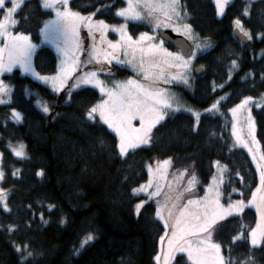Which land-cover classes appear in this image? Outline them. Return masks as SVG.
<instances>
[{
  "label": "trees",
  "instance_id": "obj_1",
  "mask_svg": "<svg viewBox=\"0 0 264 264\" xmlns=\"http://www.w3.org/2000/svg\"><path fill=\"white\" fill-rule=\"evenodd\" d=\"M182 3L194 32L201 39L210 40L212 46L195 60L196 67L205 70L204 75L194 76L188 89H174L181 102L195 110H205L220 100L219 113L201 114L195 131L192 113L170 112L152 131L149 146L131 150L121 158L116 154V135L101 123L84 119L86 110L101 101L97 91H72L66 87L54 94L19 70L3 76L13 89L10 104H0V152L5 172L1 187L8 190L11 212L0 208V226L17 225L18 230L6 232L0 227V264H18L13 242L29 244L34 253L33 264H156L164 226L155 217V204L148 202L147 197H136L131 190L147 182V165L157 160L171 158L174 169L193 171L202 187L210 182L215 173L214 163L219 161L227 165L223 199H251L258 186L257 172L248 153L234 147L229 110L244 97L264 95V0L251 3L247 17L242 12L248 2L233 0L221 18L213 0ZM103 4L111 7L103 8L93 19L120 24L115 12L124 7L123 0L70 2L74 11L85 16ZM3 14L0 11V20ZM14 17L18 21L16 32L28 35L40 47L34 57L36 71L45 76L56 74L58 60L54 51L41 45V29L53 18V12L43 8L40 0H25ZM236 18L253 33V40L247 45L234 37ZM148 28L143 23L128 24L134 37ZM232 60L239 67L229 80ZM125 73L135 74L129 70ZM37 99L49 106V113L37 107ZM12 109L21 113L19 122L10 119ZM254 116L264 153V106L254 111ZM21 143L23 159L9 149V145ZM15 169H19L18 176L11 175ZM41 171L43 175H37ZM141 200L147 202L137 216L135 205ZM49 204L56 206L51 212L47 210ZM41 212L47 223L41 220ZM223 223L225 226L214 234V239L231 248L232 258L247 260L251 256L250 264H264L262 247H252L243 239L229 244L239 231L247 234L255 227L256 213L246 209ZM88 233L95 239L79 255H73V248ZM224 255L227 259L226 250ZM185 264H189L186 258Z\"/></svg>",
  "mask_w": 264,
  "mask_h": 264
},
{
  "label": "snow or ice",
  "instance_id": "obj_2",
  "mask_svg": "<svg viewBox=\"0 0 264 264\" xmlns=\"http://www.w3.org/2000/svg\"><path fill=\"white\" fill-rule=\"evenodd\" d=\"M123 2L126 6L118 8L115 15L123 18L125 23L109 25L103 19L94 20L93 18L103 8L111 7V5L103 4L96 11L85 16L74 11L69 0H42V7L54 11L55 19L46 22L41 33L45 41L54 43L64 57L57 75L47 77L39 76L32 68L31 60L36 45L31 43L30 37L23 33L14 34L10 31L18 23L14 19V14L21 7L23 0H0V11L4 13L3 19L0 20V38H3L4 41L3 47H0V74L11 72L15 65H19L25 72H32L45 83L50 82L53 90L59 92L73 73L77 72L81 63L95 61L96 64H111L113 60H117L118 63L126 62L132 65L133 69L137 70L138 74L147 82L141 83L129 78L124 82H114L112 88H106L104 82L98 78L97 71H88L82 73L71 86L78 88L82 84H92L99 88L106 97L87 109L84 119L96 121L98 116L103 124L115 132L118 137V143L115 145L116 154L121 158L125 157L129 150H135L142 145L149 146L152 143L153 129L165 121L169 112L174 113L182 110V106L175 102V97L169 94L168 89L160 87V85L173 82L188 85L192 61L196 58L197 51L203 52L211 47L206 38L201 43L200 37L194 33L192 25L186 22L189 13L182 0H123ZM6 3L11 6L6 7ZM214 3L217 15L223 16L229 0H214ZM250 3L251 0L243 9L242 15L245 17L249 15ZM128 21H147L153 34L142 32L136 39H133V36L127 31ZM81 25L87 28L88 34L93 40L88 52V60L84 62L80 60V53L83 50L79 33ZM233 25L242 37L249 41L253 40V33L244 27L240 18L234 19ZM166 28H171L186 40L192 41L193 47L182 54L183 50L170 52L164 48L163 39L154 43L156 30ZM109 30L118 33L120 39L115 42L106 40V33ZM95 32L100 34V44L95 43ZM259 36L260 34H257V38ZM100 45H106V47L102 48ZM121 50L126 57H131V59L120 61L118 53ZM238 67L237 61L232 60L228 68L229 80L231 73ZM173 69L176 71H171ZM247 75L250 76L251 73ZM10 92L11 89L0 80V97H8V99L0 98V104L10 102ZM70 94L69 92V96ZM253 102V97L247 96L230 109L234 119L238 112L247 114L246 122L250 136L254 132V121L248 106ZM219 105L220 100L217 99L204 111L213 112L218 110ZM255 106L259 108L260 104L256 103ZM40 107L44 113H49L50 108L47 104H41ZM183 110L191 112L195 117L193 126V131H195L201 113L190 108ZM10 119L19 122L22 119L21 113L12 109ZM133 120L139 121V127L133 126ZM233 135L237 136L238 141L241 139L236 131L235 123L233 124ZM253 142H255L254 136ZM244 147H248L247 142H244ZM9 148L16 157L23 158L25 156L23 144L15 147L9 145ZM248 150L250 153L253 151L252 148H248ZM2 155L0 153V162H2ZM252 158L254 161L257 159L255 155ZM260 160L264 161V156H261ZM171 163V158H168L157 161L155 168L151 164L147 165L149 179L147 183L132 188L133 195L146 193L148 200L160 197L164 182L168 181L167 169ZM215 165L217 174L212 176V183L202 197L188 198L179 207L176 202L169 204L172 197L167 194H165L163 202L159 199L156 200L155 217L164 225V235L160 237L161 253L155 256L157 264H160L161 257H163L162 264H185V256L191 264H250L251 256L247 260H234L231 256V248H225L221 242L213 239L214 234H217L225 226L224 221H227L229 217L240 215L248 205L255 206L260 217L259 222L247 234L244 231H239L237 235L232 236L229 244H235L237 240L242 239L247 240L252 247L264 244V165L257 164L259 186L252 192L251 199L247 204L243 199L235 201L229 199L226 203H221L223 193L220 186L223 184L227 165H221L219 161H215ZM188 171L187 168L179 170L175 179L182 181ZM18 174L19 169H15L11 173L12 176H18ZM37 175H43V172H38ZM4 177L5 172L0 167V182L4 180ZM196 183L197 178L193 172L187 180L184 192H191ZM169 189L171 190V182H169ZM182 196L183 192L179 193L176 196V201H179ZM7 201L8 190L0 187V208L4 212L10 213L11 208ZM146 202L141 200L135 205L137 216L140 215V210ZM27 207L31 211V205ZM55 207V205L49 204L47 210L51 212ZM165 212H167V216H165ZM40 218L44 223H47L46 220H43L42 212ZM26 226L30 225L26 224ZM0 227H3L6 232L18 230V226L12 224ZM165 238H167L166 247L164 246ZM94 239L95 236L88 233L79 245L73 248V255H79L80 251ZM13 247L19 257L18 264H33L34 253L30 250L27 242L22 244L13 242ZM225 250L228 252L227 259L224 255Z\"/></svg>",
  "mask_w": 264,
  "mask_h": 264
},
{
  "label": "rangeland",
  "instance_id": "obj_3",
  "mask_svg": "<svg viewBox=\"0 0 264 264\" xmlns=\"http://www.w3.org/2000/svg\"><path fill=\"white\" fill-rule=\"evenodd\" d=\"M24 1H25V0H23V2H24ZM213 1H214V0H213ZM232 1H233V0H229L228 5H229ZM246 1H247L248 4H249V0H246ZM255 1H258V0H251V3L255 2ZM40 2H41V4H42V0H40ZM69 2H71V0H69ZM251 3H250V5H251ZM214 4H215V3H214ZM228 5H227V6H228ZM10 6H11L10 4H7V3H6V7H10ZM70 6H71V5H70ZM124 6H126V5H124ZM227 6H226V7H227ZM249 7H250V6H249ZM215 8H216V6H215ZM48 10L52 11L51 9H48ZM225 10H226V8H225ZM52 12H53V18L50 19L49 21H52V20L55 19V12H54V11H52ZM216 13H217V12H216ZM224 13H225V12H224ZM81 15H82V14H81ZM14 16H15V14H14ZM217 16H218V15H217ZM218 17L221 18L222 16H218ZM118 18L122 21L120 24L125 23V21H124L123 18H121V17H118ZM14 19H15V17H14ZM186 22H187V23H190V22H189V16H188V18L186 19ZM130 23H143V24H146V25L149 27L147 32H148L150 35L153 34V30H152V28L150 27V25H149V23H148L147 21H128V22H127V31H128L129 34H130V32H129V30H128V24H130ZM109 25H111V24H109ZM116 25H119V24H116ZM169 29L172 30L171 28H166V29H159V30H156V32H155V37H156V39H155L153 42H154V43H158L159 40H161L160 37H159V32H160V31H165V30H169ZM10 31L13 32L14 34H15V33H18V32H16V25H15V27H12V28L10 29ZM172 31H173V30H172ZM79 33H80L81 46H82V49H83L82 52L80 53V60H81L82 62H84V61H87V60H88V52H89V50H90V48H91V46H92V44H93V40H92V38L89 36L87 28L84 27L83 25H81V27H80V29H79ZM175 33H177V32H175ZM194 33H195V32H194ZM195 34H196V33H195ZM94 35H95V43L100 44V40H101L100 34H99L98 32H95ZM130 35H131V34H130ZM138 36H139V35H137L136 37L133 36V39H136ZM105 39H106V40H111V41L115 42V41L119 40L120 37H119V34H118V33H115V32H113V31L109 30V31L106 33V37H105ZM204 40H205V39H201V38H200L201 43H203ZM30 41H31L32 44L36 45L35 43L32 42L31 39H30ZM208 41L210 42V44H211V46H212V42H211L210 40H208ZM190 42H192V41H190ZM3 43H4L3 38H0V47H3ZM41 45H42V46H47V47L51 48V49L54 51V53H55V55H56V57H57V60H58V67H57V73H58L59 70H60L61 61L64 59L62 53L59 52V51L57 50V47H56V45H55L54 43H51V42L45 41L43 35H42V44H41ZM192 45H193V44H192ZM100 46H101L102 48L106 47V45H100ZM163 47H164V48H167V46L165 45V43L163 44ZM39 48H40V47H39L38 45H36V48H35V50H34V54H33V56H32L31 64H32V68H33V70H34L35 73L39 74V76H45V75H41L40 73H38V72L36 71L35 67H34V57H35V54H36V52H37V50H38ZM167 49H168V51H170V52H177V51L171 50V49H169V48H167ZM208 49H209V48H208ZM208 49H206L205 51H207ZM205 51H203V52H205ZM203 52L197 51V55H196V57H197L199 54L203 53ZM118 58H119L120 61H126V60H128V59H131V57H126V56H125L123 50H121V51L118 53ZM195 60H196V58L192 61V66H191V72H190V76H189V83H188V85H184V84L181 83V82H173V83H171V84H167V85H164V84H161V85H160V87L167 88L168 91H169V94H170L171 96L175 97V102L182 106V110H181V111H184L183 109H187V108H189V107H187L186 105H184V104L181 102V100H180L178 94L176 93L174 87L181 86V87H184V88L188 89V88H190V87L192 86L193 81H194V74H195V73H194V70H195V68H196ZM101 69H103V70H101ZM125 69H126V70H129V71H131V72H133V73H135V74L127 75V74L125 73V72H126ZM14 70H19L23 75L28 76V77L32 78L33 80L37 81L38 83L44 85L45 87H47V88H48L52 93H54V94H59V93H60L61 91H63L66 87H69L72 91H78V90H82V89L90 88V89H94L95 91H97V92L100 94V96H101V100H102V99H106V97L100 92L99 88L94 87L92 84H87V85L82 84V85H81L80 87H78V88H74V87H71V86L76 82L77 78H78L79 76H81L82 73H84V72H88V71H97L98 78H99L101 81L104 82V86H105L106 88H112L114 82H124V81L128 80L129 78H131V79H135V80H138V81H140L141 83H147V82H145V81L143 80L142 76L138 74L137 70H134L133 67H132V65H130V64L126 63V62H125V63H118L117 60H113V61L111 62V64H105V63L96 64L95 61H93V62H91V63H81V65H80V67L78 68L77 72L73 73V75L67 80L65 86H64L59 92H55V91L53 90L52 84H51L50 82H49V83H45L44 81L38 79L36 75H33L32 72H25V71H24L19 65H15V66L12 68V71H11V72H4V73L0 74V80H2L3 83H4L5 85H7V86L11 89V92H10V100H11V97H12V90H13V89H12V87H11L7 82L4 81L3 76H5V75H9V74L13 73ZM171 71L175 72L176 70L173 69V70H171ZM57 73L54 74V75H51V76H47V77H53V76H56ZM124 74H126V76H124ZM0 98L8 99V97H0ZM253 101H254V102L251 103V104H249V106H248V107L250 108V110H251V116H252V119H253V121H254V132H253V134H252L251 136L248 134V127H247V122H246V115H247V114H246V113H244V112H238L237 115H236V117H235V119H234V118H233V114H232V112L229 110V116H230L231 134H232V137H233L234 147L237 148V149H242V150L246 151V152L248 153V155L250 156V158H251V160H252V162H253V164H254V166H255L256 172H257L258 186H259V170L257 169V164L264 165V161L260 160V157H261V156H264V153H263V151H262L261 145H260L259 140H258V138H257V125H256V121H255L254 111L259 110L261 107L264 106V95H262V96H260V97H258V98H253ZM100 102H101V101H100ZM256 103H259V104H260V107H259V108H257V107L255 106ZM8 104H10V102H9ZM8 104H6V105H8ZM41 104H46V103H45L44 101H42L41 99H37V100H36V105H37V107L42 111V109H41V107H40ZM238 104H239V103H238ZM190 109H192V108H190ZM192 110H193V111L200 112L201 114H204V113L217 114V113H219V110H220V109H219V107H218V110H215V111H213V112H205L204 110H195V109H192ZM42 112H43V111H42ZM178 112H179V111H178ZM43 113H44V112H43ZM169 113H170V112H169ZM169 113H168V114H169ZM190 113H191V112H190ZM166 117H167V116H166ZM92 122H99V123H101L102 125H104V126L107 127V125L103 124V122H101V121L99 120V117H98V116H97V118H96V121H92ZM132 123H133V126H134V127H139V121H138V120H133ZM234 123H235V125H236V131H237V133H238V134L240 135V137H241V139H240L239 141L237 140V136H234V135H233V124H234ZM107 128H108V127H107ZM108 129H109V128H108ZM109 130H110L111 132H113L111 129H109ZM153 130H154V129H153ZM113 133L115 134V132H113ZM115 135H116V134H115ZM253 136L255 137V142H253ZM116 137H117V136H116ZM117 138H118V137H117ZM244 142H247L248 147H244ZM21 144H23V143H21ZM23 145H24V144H23ZM14 147H15V146H14ZM142 147H145V146L142 145V146H140L139 148H142ZM248 148H252V150H253L252 153L249 152ZM9 149H10V148H9ZM137 149H138V148H137ZM10 150H11V149H10ZM129 151H131V150H129ZM0 153H1V152H0ZM253 155H255V156L257 157V159H256L255 161H254L253 158H252ZM24 157H25V156H24ZM24 157H23V158H24ZM17 158H19V157H17ZM23 158H19V159H23ZM157 161H163V160H157ZM157 161L151 162V163H149V164H151V165L153 166V168H155V166H156V162H157ZM171 161H172V160H171ZM149 164H148V165H149ZM220 164H221V163H220ZM221 165H223V164H221ZM0 167H2V162H0ZM179 170H183V169H174V167H173V162L171 163V166L168 167V169H167V171H168V181H167V182H164L163 192H162V194H161L160 197H156V198H153L152 200H148V197H147V194H146V193H140V194L135 195V196H136V197H142V196L147 197V201H148V202H153V203L155 204V207H156V200L159 199L161 202H163V201H164L165 194H167L168 196H171V197H172V199L169 201V204H171V203H173V202H176V203H177V207H179L181 204L185 203L186 200H187L188 198H199V197H202V196L205 194V190H206V189L208 188V186L212 183V178H211L210 182H209L207 185H205L204 187H202V186L200 185V182H199V180H198V177H197L196 173H194L195 176H196V178H197V183H196L195 187L191 190V192H184V188H185L186 185H187V180H188L189 176L193 173V171H190V170H189V171H188V174L185 175L184 178H183V180L181 181V180H176V179H175V177L178 176V171H179ZM214 172H215L214 175H216V174H217V167H216L215 163H214ZM147 173H148V168H147ZM225 173H226V172H225ZM225 173H224V174H225ZM218 178H219V177H218ZM148 179H149V173H148ZM147 181H148V180H147ZM169 182H171V190L169 189ZM1 183H2V182H0V187H1ZM145 183H147V182H145ZM145 183H144V184H145ZM222 186H223V184L220 186V190H221V191H222ZM258 186H257V187H258ZM201 188H203V192L200 194V189H201ZM255 190H256V189H255ZM255 190H254V191H255ZM150 191H151V190H150ZM181 192H183V196H182V198H181L179 201H176V196H177L179 193H181ZM258 195H259V194H258ZM8 197H9V195H8ZM237 200H240V199H237ZM249 200H250V199H249ZM145 201H146V200H145ZM232 201H235V200H232ZM226 202H227V201H225V200L223 199V196H222V198H221V203H226ZM7 203H8V201H7ZM138 203H139V202H138ZM245 203L247 204V203H248V200L245 201ZM246 209H251V210H253V211L256 213V216H257V223H258L260 217H259V214H258L257 211H256L255 206H254V205H248L247 207L244 208V210H246ZM141 211H142V208H141V210H140V213H141ZM242 213H243V212H242ZM242 213H241V214H242ZM241 214H240V215H241ZM240 215H238V216H240ZM165 216H167V212H165ZM234 217H237V216H234ZM229 218H232V217H229ZM229 218H228V219H229ZM257 223H256V225H257ZM162 224H163V222H162ZM256 225H255V227H256ZM163 226H164V225H163ZM255 227H254V228H255ZM213 239H214V236H213ZM214 240H215V239H214ZM166 245H167V238H165V241H164V246L166 247ZM258 247H259V248L262 247V248L264 249V244H262V245H260V246H258ZM160 253H161V243H160V248H159V253H158V254H160ZM185 258H186V256H185ZM162 260H163V257H161V262H160V264H162ZM186 260H187V258H186ZM155 261H156V260H155ZM187 262H188L189 264H191L190 261H187ZM156 264H157V261H156Z\"/></svg>",
  "mask_w": 264,
  "mask_h": 264
},
{
  "label": "water",
  "instance_id": "obj_4",
  "mask_svg": "<svg viewBox=\"0 0 264 264\" xmlns=\"http://www.w3.org/2000/svg\"><path fill=\"white\" fill-rule=\"evenodd\" d=\"M234 37L235 39L240 42L241 44L243 45H247L249 43V40H247V38H244L242 37L238 30H234ZM159 36L161 39L164 40V42L170 46L171 48H173L174 50H177V51H182V54L183 53H186L190 48L193 47V45L191 44V42L189 40H186L185 37L183 36H180L179 34H175L173 31L171 30H165V31H161L159 33ZM194 73H195V76L197 78H201L204 73H205V70L202 68V67H197L195 70H194Z\"/></svg>",
  "mask_w": 264,
  "mask_h": 264
}]
</instances>
